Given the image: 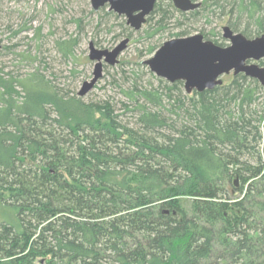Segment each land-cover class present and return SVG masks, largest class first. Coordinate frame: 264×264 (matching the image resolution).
<instances>
[{
  "label": "trees",
  "instance_id": "16d2710c",
  "mask_svg": "<svg viewBox=\"0 0 264 264\" xmlns=\"http://www.w3.org/2000/svg\"><path fill=\"white\" fill-rule=\"evenodd\" d=\"M200 7L264 35V0ZM199 11L160 0L148 36ZM76 43L56 48L70 58ZM152 79L123 91V124L37 71L0 70V204L17 220L0 223V264H264V89L242 74L192 95Z\"/></svg>",
  "mask_w": 264,
  "mask_h": 264
},
{
  "label": "rangeland",
  "instance_id": "374dc122",
  "mask_svg": "<svg viewBox=\"0 0 264 264\" xmlns=\"http://www.w3.org/2000/svg\"><path fill=\"white\" fill-rule=\"evenodd\" d=\"M106 7L95 12L89 0H0L2 74L5 78L25 80L37 71L60 94L78 97L82 84L92 78L94 63L88 59L89 43L99 50L110 51L121 41L127 40L117 64H103L101 78L80 99L93 105L107 102L114 107L115 114L123 124H130V115L120 110L119 103L123 100V91L132 82L143 86L153 82L152 76H155L144 65L154 53L149 54V48L157 50L169 40L194 35H201L204 41L227 47L229 42L222 38V28L229 27L230 20L235 22L227 11L221 15L218 11H202L200 7L196 9L201 12L196 19L181 21L173 14L164 22V30L149 37L158 20L157 15H150L151 19L139 31H134L126 25L124 17L108 12ZM241 21L237 33L249 40L258 37L254 35L251 25L246 30L248 36L243 34L245 20ZM70 38L77 43L72 57L64 58L57 51L56 42ZM261 62L264 67V60L259 61L258 65L261 66ZM232 77L230 73L222 76L221 80L226 84ZM16 89L21 97L25 95L20 85ZM3 206L6 207V204H0V223L17 224L16 211Z\"/></svg>",
  "mask_w": 264,
  "mask_h": 264
},
{
  "label": "water",
  "instance_id": "95a60500",
  "mask_svg": "<svg viewBox=\"0 0 264 264\" xmlns=\"http://www.w3.org/2000/svg\"><path fill=\"white\" fill-rule=\"evenodd\" d=\"M93 11L106 8L122 16L134 31H139L146 18L153 12L157 0H89ZM173 8L188 13L199 8L200 3L191 0H168ZM222 38L229 42L220 47L211 41H204L201 35L172 39L163 43L144 62L149 71L169 84L182 82L185 94L201 93L222 85L221 77L232 73L256 80L264 89V67L258 62L264 60V35L247 39L234 33L228 26L222 28ZM127 40L121 41L112 50H99L90 42L88 59L94 63L92 78L84 82L77 93L83 97L102 76L103 64L114 66L118 56L125 49Z\"/></svg>",
  "mask_w": 264,
  "mask_h": 264
},
{
  "label": "flooded vegetation",
  "instance_id": "af4514ba",
  "mask_svg": "<svg viewBox=\"0 0 264 264\" xmlns=\"http://www.w3.org/2000/svg\"><path fill=\"white\" fill-rule=\"evenodd\" d=\"M159 1H160V0H157L156 3H155V5H156ZM166 1H168V0H166ZM168 2H169V1H168ZM170 3H171V2H170ZM155 5H154V7H155ZM99 10H101V9H99ZM99 10H98V11H99ZM153 10H154V9H153ZM107 11H108V9H107ZM108 12H110V11H108ZM149 16H150V15H149ZM149 16H148V17H149ZM148 17H147V18H148ZM147 18H146V20H147ZM145 23H146V22H145Z\"/></svg>",
  "mask_w": 264,
  "mask_h": 264
}]
</instances>
